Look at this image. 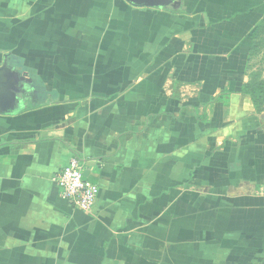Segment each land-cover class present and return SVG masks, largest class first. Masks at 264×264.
<instances>
[{"label":"crops","instance_id":"0c3cea01","mask_svg":"<svg viewBox=\"0 0 264 264\" xmlns=\"http://www.w3.org/2000/svg\"><path fill=\"white\" fill-rule=\"evenodd\" d=\"M179 2L0 0V66L28 89L0 115V264H264V114L242 92L264 0ZM72 157L89 212L54 181Z\"/></svg>","mask_w":264,"mask_h":264},{"label":"built area","instance_id":"2783aa9c","mask_svg":"<svg viewBox=\"0 0 264 264\" xmlns=\"http://www.w3.org/2000/svg\"><path fill=\"white\" fill-rule=\"evenodd\" d=\"M84 163L72 157L56 174L54 181L59 190V197L70 208L89 212L95 204L98 186L85 176ZM264 193V189L262 190Z\"/></svg>","mask_w":264,"mask_h":264},{"label":"water","instance_id":"95a60500","mask_svg":"<svg viewBox=\"0 0 264 264\" xmlns=\"http://www.w3.org/2000/svg\"><path fill=\"white\" fill-rule=\"evenodd\" d=\"M137 8L168 9L180 5L179 0H125ZM28 89L24 77L7 64L6 57L0 66V115L16 113L22 106Z\"/></svg>","mask_w":264,"mask_h":264},{"label":"trees","instance_id":"16d2710c","mask_svg":"<svg viewBox=\"0 0 264 264\" xmlns=\"http://www.w3.org/2000/svg\"><path fill=\"white\" fill-rule=\"evenodd\" d=\"M263 37H264V16L261 22L256 26L252 34L251 44H250L249 51H248L249 53L248 59L251 55L255 53H259L262 50H264V45H262L264 41L262 40ZM13 62H14V58L11 59V64L15 65L17 69H20L21 73L24 74L28 72L25 68H22L20 65H18L17 63H13ZM27 75L29 78L27 79L28 80L27 83L34 89L33 99L35 101H33V104H36V106H38V104L41 105V104H46V103H50L51 101H54L55 93L45 90V88L40 83V81L37 78L33 79L30 73H27ZM256 76H258V74H255L251 82H249L242 88V92L245 94H248L251 97V100L255 107L256 112L261 114L264 112V79L258 80L255 78ZM29 107L30 105H28L27 103L25 104L24 108H29Z\"/></svg>","mask_w":264,"mask_h":264},{"label":"rangeland","instance_id":"374dc122","mask_svg":"<svg viewBox=\"0 0 264 264\" xmlns=\"http://www.w3.org/2000/svg\"><path fill=\"white\" fill-rule=\"evenodd\" d=\"M262 40H264V37H263ZM262 45H264V41H263ZM259 57L262 60L263 67H260V70H261L260 73H255V74H258V76H256L255 78L258 79V80H261V79H264V59H263V57H264V50H262L261 52H259ZM260 63H261V61H260ZM263 114H264V112H263Z\"/></svg>","mask_w":264,"mask_h":264}]
</instances>
